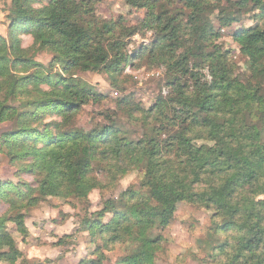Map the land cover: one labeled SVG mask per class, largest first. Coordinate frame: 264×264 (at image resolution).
<instances>
[{
    "label": "trees",
    "instance_id": "trees-1",
    "mask_svg": "<svg viewBox=\"0 0 264 264\" xmlns=\"http://www.w3.org/2000/svg\"><path fill=\"white\" fill-rule=\"evenodd\" d=\"M32 1L11 0L9 38L0 35V124H10L0 133V153L16 174L28 169L35 181H0V203L7 205L0 215V245L9 250L0 260L19 264L20 258L5 223L14 221L25 232L9 211L36 206L51 193L64 196L70 188L84 197L103 190L108 183L92 172L99 164L109 181L117 172L137 169L139 184L103 201L113 213L107 223L103 213H92L95 245L78 264H105V252L116 246L127 251L121 264H156L159 231L182 202L210 212L206 263L264 264V26L232 34L247 65L242 82L233 76L228 54L210 47L221 33L205 15L207 0H180L182 8L175 11L164 0H149L157 38L138 55L163 65L167 92L141 117V133L130 138L119 125L82 129L71 123L85 106L105 97L75 72L97 66L119 71L126 61L123 32L80 1L48 0L41 7ZM139 1L126 0L133 6ZM225 2L237 11L250 3L264 10V0ZM219 20L227 27L238 16ZM18 30L31 35V46H21ZM200 39L211 48L204 57L210 81L197 65L189 66L203 50ZM32 50L51 53L48 65L36 62ZM48 112L60 120L45 122Z\"/></svg>",
    "mask_w": 264,
    "mask_h": 264
},
{
    "label": "rangeland",
    "instance_id": "rangeland-1",
    "mask_svg": "<svg viewBox=\"0 0 264 264\" xmlns=\"http://www.w3.org/2000/svg\"><path fill=\"white\" fill-rule=\"evenodd\" d=\"M75 1L84 4L88 11L89 7H92L91 15H95L100 21H112L115 24L116 33L123 32L126 61L122 62L120 70L116 72L105 71L100 66L94 70L75 72V76L87 82L105 97L98 104L85 106L71 123L82 129L115 124L122 126L127 136L135 138L141 133L142 120L140 119L145 111L167 92L163 65L147 55L142 58L138 55V52L140 54L145 48L151 47L154 39L157 38L156 27H153L148 19L149 0H140L137 6L129 5L126 0ZM207 1L209 6L206 11L210 10L205 15L209 17L214 29H219L221 33L210 47L217 45L221 53L228 54L226 60L233 71V76L243 82L244 78L248 77L247 65L238 45L232 40V34L245 27L264 26V10L250 3L244 9L237 11L236 7L229 5L225 0ZM46 2L48 0H33L32 6L41 7ZM164 4L172 11L182 8L180 0H164ZM10 9L11 0H0V35L6 38H9ZM155 11L157 12V8ZM234 12L238 20L230 26L222 27L219 18ZM186 20V16H183L182 29L187 28ZM130 30L135 32L125 33ZM16 35L22 47L28 48L32 45V37L28 32L18 30ZM199 44L203 46L202 52L205 54L201 52L190 61L189 66L197 65L205 79L210 81L208 63L204 57L211 48L202 39L199 40ZM30 55L36 62L45 66L52 57V54L46 50H32ZM125 98H128L130 102L122 101ZM59 118L55 112H48L45 114L44 121H59ZM9 128L8 122L1 123L0 133ZM129 171L123 176L117 172L115 178L109 181L106 178L111 175L107 170L104 175L99 164H94L93 174L104 181L103 183H108L103 190L95 188L84 197L70 188L68 194L64 196L51 193L36 206L9 211L8 216L17 219L25 230L22 232L14 221L5 223V230L10 233L20 252L19 264H78L81 259L90 257L95 245L92 241L91 229H89L94 217L92 213L94 211L103 213L102 223L110 221L113 213L103 205V201L116 198L129 186L139 184L137 169ZM18 180L31 185L35 184L34 174L28 169L16 174L15 166L0 153V181L15 183ZM260 197L264 198V195ZM6 209L7 205L0 203V215L5 213ZM209 225V211L185 202L178 204L172 221L159 231L163 239L156 252V264H209L204 261L209 252L206 244ZM59 239H63L64 243L57 246L56 242ZM126 253L124 246H116L106 251L105 264H121V258ZM8 255V247L1 244L0 256ZM0 264L9 263L0 260Z\"/></svg>",
    "mask_w": 264,
    "mask_h": 264
}]
</instances>
